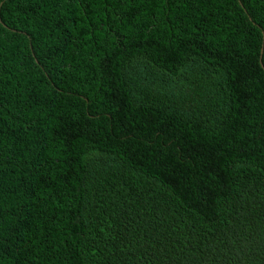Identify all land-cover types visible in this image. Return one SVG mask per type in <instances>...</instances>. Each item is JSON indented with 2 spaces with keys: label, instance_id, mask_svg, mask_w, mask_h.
Instances as JSON below:
<instances>
[{
  "label": "trees",
  "instance_id": "16d2710c",
  "mask_svg": "<svg viewBox=\"0 0 264 264\" xmlns=\"http://www.w3.org/2000/svg\"><path fill=\"white\" fill-rule=\"evenodd\" d=\"M0 264H264V0H0Z\"/></svg>",
  "mask_w": 264,
  "mask_h": 264
}]
</instances>
